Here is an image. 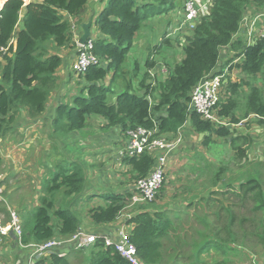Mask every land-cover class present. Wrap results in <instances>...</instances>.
<instances>
[{
	"label": "trees",
	"instance_id": "trees-1",
	"mask_svg": "<svg viewBox=\"0 0 264 264\" xmlns=\"http://www.w3.org/2000/svg\"><path fill=\"white\" fill-rule=\"evenodd\" d=\"M87 2L0 0V139L18 131L23 111L28 120L34 121L47 112L51 96L59 90L57 71L63 64L61 50L77 49L73 19H80ZM212 5V10L201 14L190 28L185 57L173 65L167 63L166 78L149 72L160 63L159 46L153 45L146 58L147 70L144 69L139 80V72L137 77L129 79L130 71L125 66L137 42V33L151 16L173 14L177 0H108L92 22L97 33L91 35L97 63L84 73L70 72L68 82L77 81L76 91L70 95L65 92L53 116L43 124L50 126L53 138L67 140L74 133L87 135L85 130L93 128L89 119L97 115L103 119L102 136L112 133L111 144L120 148L139 127L157 129L159 135L175 136L191 126L190 130L205 144L214 142L216 136L230 138V162L238 161L237 169L228 162L218 166L211 178L212 171L207 173L209 166L199 168L193 178L200 185L199 192L191 193L189 184L190 188L183 192L185 197L180 198L182 192H175L177 189L172 186L175 200H168L167 205L160 204L162 192L170 187L165 178L154 200L130 206L135 184L151 173L158 150H148L139 156L119 155L120 166L107 170L96 160L81 156L79 151L66 150L67 144L63 142L60 147H51L45 152L47 159L41 160L45 175L37 184V207L21 204L23 244L73 238L83 231L84 220L99 226L124 219L131 227L129 239L136 247L137 256L146 264H241L246 258H241L239 248L251 252L255 246L247 242L255 240H259L255 245H264V156L252 157L250 150L255 142L251 134L228 135L229 128L219 120L231 118L238 122L235 109L243 107L244 118L255 115L264 126V90L252 85L241 105L237 93L240 84L231 81L235 79H228V88L224 90V81L231 77L228 75L223 78L215 109L218 121L204 118L190 108L197 84L227 69L221 67L226 47L241 59L231 69L240 66L253 76L263 69L264 36L245 46L240 38L247 10L252 7L264 10V0H212ZM170 40L171 37L166 39L165 44L170 45ZM107 157L111 159L112 155ZM2 165L0 154V169ZM98 167L103 174L91 175ZM9 177L0 181V186H8ZM109 178L118 181L120 187L109 186ZM208 180L212 185L202 187ZM93 182L105 186L97 190ZM98 197V202H94ZM174 201L181 208L176 215ZM1 214L4 227L11 222V216L2 200ZM105 241L104 237H97L86 263L85 257H81L85 248L75 245L65 254L57 251L45 254L34 264H72L78 257L81 258L75 260L76 264H131L114 244Z\"/></svg>",
	"mask_w": 264,
	"mask_h": 264
},
{
	"label": "rangeland",
	"instance_id": "rangeland-1",
	"mask_svg": "<svg viewBox=\"0 0 264 264\" xmlns=\"http://www.w3.org/2000/svg\"><path fill=\"white\" fill-rule=\"evenodd\" d=\"M203 1H206L207 4L203 5ZM185 3V0H177V8L175 9V12L177 11L178 15H176L175 12L173 14L170 13L166 17H161L159 14H155L149 19L150 21L148 25H143L142 29L139 31V35L137 36V42L133 48L134 51L130 52L128 57L126 58L125 66L126 69L130 71L128 73L129 79L131 77H137L138 72V79L140 80V78L143 77V71L146 68V58L151 52L153 45L159 46L160 54L157 59L161 65H164L166 62H169L168 65H171L182 59V56L184 55L185 43L187 42V35L191 34V29L186 27L179 29L178 27H176V25L180 24V19L183 20ZM198 5L200 9L199 14L210 12L213 6L211 5V2L209 0H198ZM259 10L261 9L252 7L250 10H247L245 14L243 26L241 29L242 35L240 38L242 43H244V46L246 44L254 42L258 37L264 36V16H258V14L263 13L264 10ZM142 33L145 34L143 35L145 36V38L141 37ZM169 34H172V36L174 37L172 39L173 42H171L170 44L171 46H173V48L170 50L163 48L165 46L169 48V46L165 44V40L170 37ZM75 58L76 55L74 59ZM224 65L226 66L225 68H227L228 65L232 66L234 65V63H232L231 60H227L224 61ZM70 70L72 71V68ZM231 71L233 72V74L231 77H228L224 81L223 87L224 90H226L228 88V83L230 82V80L228 79H235L231 81L240 84L237 93L240 96L241 105H243V100L246 93L251 91L252 85H256L261 90H264V67L255 76H253V74H249L241 67H235V69H231ZM121 78H123V76ZM70 83H73V85L69 84V86H67L66 91L70 89L69 92H66L68 95L71 94L70 92L76 91L75 83H77V81L70 80ZM235 113L237 117L240 118V120L236 123H234L231 118H219V120H221V122L223 121L224 123L222 124H225L229 128V130L227 129L228 135L232 133L239 135L251 134L255 142L250 150L251 155L253 158L257 157L256 159H259L258 156H264V126L257 122V118L255 115H249L247 118H244L243 107H238L237 109H235ZM41 120L42 117L40 119H37L36 121L29 119L26 126L22 128L21 132L18 129L15 134L5 137L3 140H0V154L3 157V165L0 169V181H2L8 174H10L9 176H11L9 177V187L5 185L0 186L2 190V196L4 197V200L2 201L5 202L8 208H11L14 211H17V208H15L14 205H11L12 199L10 197L6 198L3 192L7 193V191L9 190L14 191L16 190L15 188L18 187L20 188L18 189L20 190L19 194L25 193V196L29 197L28 199L31 198L30 196L34 197L36 192L31 190L33 188L38 189L37 184L39 182L37 180V176L42 175L43 169L41 160L43 158L47 159L45 152L50 150L52 146L60 147L64 142V144H67L66 148L64 147L66 150H75L74 152L79 151L81 152V156H85L91 161L96 160L98 164L106 163L107 167L113 166L115 168H118L115 166V164L113 165V161L109 159V157H107L113 154V151L109 150L108 148L114 146H111L110 143L106 141L107 137L109 138V140H111L112 133L108 134V136L105 137L102 136L104 132L102 131V129H100V124L103 120L102 117L97 115L91 116L89 121L93 125V128H91V130H85V134L87 135H84V133L80 135L74 133L73 136L67 140H63L61 138H53L51 135L52 130L50 126L43 124L44 121L42 122ZM188 137L191 138V140H188V143L185 144L182 149L174 154L173 157L169 160L166 175L167 180L165 182L166 185L174 186V188L179 189V191L180 189L183 190V186L185 185H183V183L185 182V178L189 173L187 166L188 164H190L193 155V152L191 150L196 147L198 151L204 152L205 159L209 161L208 165L210 166L207 173L212 171L210 175L211 178L217 167L220 165L227 164L229 162L234 170H236L237 166L240 165L238 161H236V163L230 162L232 156V153L229 149L230 138L226 139L225 137L216 136L213 140L214 142H211L209 144L210 148L208 149L198 135H194L193 133L192 137L190 135H188ZM81 138H83L82 144H79L78 142ZM193 145L194 147L190 148V146ZM102 151L107 152V154ZM74 152L73 154L71 153V156H74ZM105 158L109 160L104 161ZM201 158L202 157L200 156L199 160L202 163L205 159ZM248 160L252 161L251 159ZM98 168H95V171H97ZM109 179L111 181V185L109 186H116L113 179ZM211 185L212 182L208 180L205 185L201 186L210 187ZM214 188H217V186ZM17 194L18 193H16L15 196ZM8 196H10V194ZM128 211L129 210L125 212ZM1 217H3V214L0 215V221ZM255 242H259V240L247 242L250 243L251 247L255 246L254 249L251 250V252H248L243 248H239V250L242 251V253L240 254L241 258H246L245 262H242L241 264H264V245H255ZM233 247L237 248V246ZM235 248L233 249L235 250ZM237 256L238 255L234 256L235 259H238ZM72 264H76V262L73 261Z\"/></svg>",
	"mask_w": 264,
	"mask_h": 264
},
{
	"label": "built area",
	"instance_id": "built-area-1",
	"mask_svg": "<svg viewBox=\"0 0 264 264\" xmlns=\"http://www.w3.org/2000/svg\"><path fill=\"white\" fill-rule=\"evenodd\" d=\"M184 10V26H186V28H192L194 26L192 22H194L198 18L200 12L198 0H186ZM175 13L176 15H178L177 11ZM261 14L263 15V13ZM259 15L260 14H258V16ZM169 36L171 37L172 34H169ZM93 48L94 38H92L91 36L86 40L85 43L78 42L76 49V58L71 64V68L73 71L78 74L84 73L87 71L88 67L91 64L97 63V56L94 53ZM167 63L169 62H166L164 65H161L159 63L156 68L150 70L149 72H151L152 76H154L155 74L157 76L162 75L164 79L168 74ZM145 70L147 69L145 68ZM227 75L228 70L225 69L218 75L206 77L201 80L192 92L190 108L198 114L202 115L204 118L218 121L215 109L220 99L223 78H225ZM156 132L157 129H147L144 127H139L135 131L131 132V135L125 146L123 145V147L119 149V155L128 154L132 156H139L143 152L148 150L159 151L157 162L151 173L144 178H140L136 182L133 194L131 196L130 206H133L134 204L139 202L154 200L156 198V195L158 194L165 181L169 160L173 157L175 151L184 142L182 130L178 135L172 137H169V135H159L156 134ZM0 200H4L1 188ZM9 209L11 216L10 227L14 228L19 240V244L23 247H34V255L36 256L35 258L41 257L51 252H55L59 247L61 248V246L69 243H76L75 245H79L82 248L93 245L97 237L99 236L97 233L87 234L83 231H80V233L73 236V238L64 241L53 239L39 245L23 244L20 216L17 211L12 210L11 208ZM0 229L2 233L7 231V228L4 227H0ZM105 240L106 244H114L116 250H118L124 257H126L131 264H146L138 258L136 247L130 241L129 231L126 229V227H121L119 229L118 240L112 238H105ZM58 252H60V250ZM34 263V261H31L29 264Z\"/></svg>",
	"mask_w": 264,
	"mask_h": 264
},
{
	"label": "crops",
	"instance_id": "crops-1",
	"mask_svg": "<svg viewBox=\"0 0 264 264\" xmlns=\"http://www.w3.org/2000/svg\"><path fill=\"white\" fill-rule=\"evenodd\" d=\"M29 1V0H27ZM108 0H88V2L86 3V6H85V9L83 11V14L82 16L80 17H77V18H74L73 19V22L75 24L74 26V38H75V41H74V44L75 46L78 45V41L80 39V35H81V32L83 31L82 30V24L85 23V22H88V21H92L93 22V19L94 17L102 10V8L106 5ZM186 1V0H185ZM211 2V5H212V0H210ZM209 3V2H208ZM203 5H206L207 2L206 1H203L202 2ZM201 15V13L199 14V16ZM65 17H69L68 15H64ZM198 16V18H199ZM184 18V17H183ZM197 18V19H198ZM197 19L194 21L195 24H196V21ZM180 24L179 25H176V27H178L179 29L181 28H184L186 26H184V23L182 19H180ZM150 21V20H149ZM149 21L146 22L145 24L148 25L149 24ZM92 34H97L96 33V27L94 24L91 25V35ZM139 35V33H137V36ZM145 35L144 33H142L141 37L142 38H145ZM174 37L171 36V40H170V43L173 42V39ZM138 43H139V40H138ZM187 44V42L185 43ZM168 47H163L164 49H172L173 46L171 45H168ZM134 50L132 49L131 52H133ZM235 51L229 47H226L225 50L223 51V61H222V66L221 67H226L224 65V61H227V60H231L232 63H236V64H240L241 63V59H240V56H237L235 55L234 53ZM61 55L63 57V64L61 67H59L58 71H57V74L59 76V80H58V83H59V90L54 92L53 95L51 96L50 98V101L48 103V109H47V112L45 113V115L42 117V122L45 121V119H50L52 116H53V113L55 111V107H56V104L62 99V95L67 92L66 89H67V86H69V84H72V83H69L68 80H69V74H70V69H71V62L73 61L75 55H76V48H64L61 52ZM185 57V52H184V55L182 56V59ZM181 59V60H182ZM230 63V61H229ZM234 66V65H232ZM236 67V66H235ZM235 67H233V69H235ZM240 67V66H239ZM238 68V66H237ZM225 69V68H223ZM222 70V69H221ZM220 70V71H221ZM227 70H228V75L229 76H232L233 72L231 71V66L228 65L227 66ZM0 74H1V68H0ZM227 75V76H228ZM159 77H162L163 76H159ZM0 79H1V75H0ZM73 85V84H72ZM256 86V85H254ZM69 90V89H68ZM67 94V93H66ZM21 119L23 120L19 125V131L21 132L22 131V128H24V126L27 124V114H26V111H23L21 113ZM49 123V122H48ZM43 125V124H42ZM190 127L191 126H186L183 128L182 130V133H183V136H184V142L180 145V148L177 149L175 151L174 154H176L177 152H179L182 147L188 143V140H191V138L188 137V135H190L192 137L193 135V131L190 130ZM195 135V133H194ZM169 137H172V135H169ZM0 140H3V139H0ZM110 143V145L114 146V144H111L110 140L108 141ZM210 144V143H209ZM209 144H205L204 145L209 149ZM53 147V146H52ZM193 146H190V148H193ZM109 150L113 151V154H112V158L111 160L113 161V165L115 164L116 167H119V162L118 161V158H119V146L115 145L114 147H110L108 148ZM193 152V155H192V159H191V162L190 164H188V171L189 173L187 174L186 178H185V182L183 183V190L180 189H177L175 192H182L181 195H180V198H183L185 197L184 195V190L186 189H189L190 185H192L190 191L191 193H198L199 192V188H200V185H198V183L194 182L193 178L196 177L199 168H206L210 165H208L209 161L205 159V155H204V152L202 151H198L197 147L192 149L191 150ZM102 152H105V151H102ZM105 154H107V152H105ZM203 157V162L201 163L200 160H199V157ZM104 165V169H107V170H114L115 167L113 166H108L106 164H101L100 163V166ZM193 166V168H192ZM100 173L101 175L103 174V172L101 171V168H98L97 171H95V168L90 172L91 175L92 174H96V173ZM10 175V174H8ZM45 175V169L43 168L42 169V175H38L37 176V180L38 182L41 181V178ZM99 177V176H98ZM96 177V179L98 178ZM124 177V176H122ZM126 178V177H125ZM187 180H193L191 183L187 182ZM116 186H111V187H120L118 186V181H114ZM119 182L121 183L122 181L119 180ZM198 182V181H197ZM93 185L95 186V189L99 190L100 188H102L103 186H105V184H100V183H97V184H94L93 182ZM193 188H196V189H193ZM16 190L12 191V190H9L7 191V194H6V198L10 197L12 200H11V205H14L15 208H17V210L19 211V215L21 216L20 219L22 218V207H21V204H26V205H29L30 208H35L37 207V205L39 204V201H38V197H39V193L37 191V189L33 188L31 191H34L36 192L35 196H30L31 198L28 199L29 197H26L25 196V193L24 194H19L20 188H15ZM22 190V189H21ZM88 188H87V191L88 192ZM174 192V188L172 190V186L170 185V187L168 189H165L162 194H163V199L161 201L160 204H163V205H167L165 204L168 200H175V192ZM18 193L16 196L15 194ZM10 194V196H8ZM100 199V197H98L97 199L93 200L94 202H98V200ZM183 200L180 201V203H182ZM169 203V202H168ZM139 204V203H138ZM173 205H174V209L176 211H174V215L178 214L179 210L181 208H179V203H175V201L173 202ZM168 207V206H167ZM173 217V216H172ZM175 219V218H173ZM1 222V221H0ZM11 226V222H9L6 226H4V228H7V231L2 233L1 232V229H0V264H29L31 261H34L36 262L40 257H37L35 258L36 256L34 255V252H35V248L34 247H23L19 244V240H18V237H17V234L14 230L13 227H10ZM2 227V226H0ZM121 227H126V229L129 231L130 230V226L127 225L126 223V220L124 219H119L116 223L114 224H104V225H99V226H93L91 223H89L88 221L84 220L83 221V232L84 233H87V234H91V233H97L98 235L104 237V238H112V239H117V237L119 236V229ZM168 242L170 243L171 240L169 239ZM75 243H72V244H66V245H63L61 246V248L59 247L58 249L61 250V254H65L67 253L70 249H72L71 247H74ZM58 249L57 252L59 251ZM90 252V251H89ZM89 252H87L86 248H85V255L81 256V257H85L84 261L85 263L88 262V258H89ZM80 257V258H81ZM79 257L77 259H80ZM75 259V258H74ZM75 259V260H77ZM74 260V261H75ZM83 260V259H82ZM171 258H168V261H170ZM83 261V262H84ZM245 262V261H244Z\"/></svg>",
	"mask_w": 264,
	"mask_h": 264
},
{
	"label": "water",
	"instance_id": "water-1",
	"mask_svg": "<svg viewBox=\"0 0 264 264\" xmlns=\"http://www.w3.org/2000/svg\"><path fill=\"white\" fill-rule=\"evenodd\" d=\"M192 24L195 25V22H192ZM91 25H92V21H88V22H85L82 24V30L83 31L81 32L80 39L78 41L79 43H85L86 40L91 36ZM118 239H119V236L117 237L116 240H118ZM91 246L92 245L86 246L84 248H86L87 252H89L91 249ZM60 252H61V250H60Z\"/></svg>",
	"mask_w": 264,
	"mask_h": 264
}]
</instances>
